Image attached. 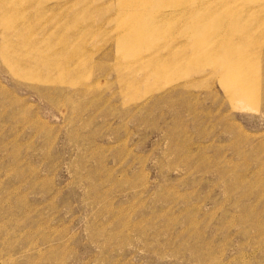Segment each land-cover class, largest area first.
Listing matches in <instances>:
<instances>
[{
  "label": "rangeland",
  "instance_id": "1",
  "mask_svg": "<svg viewBox=\"0 0 264 264\" xmlns=\"http://www.w3.org/2000/svg\"><path fill=\"white\" fill-rule=\"evenodd\" d=\"M9 1L0 264H264V9L233 55L257 92L211 26L123 45L118 3L134 0ZM207 1L214 14L231 2ZM17 50L57 54L25 71Z\"/></svg>",
  "mask_w": 264,
  "mask_h": 264
},
{
  "label": "bare ground",
  "instance_id": "2",
  "mask_svg": "<svg viewBox=\"0 0 264 264\" xmlns=\"http://www.w3.org/2000/svg\"><path fill=\"white\" fill-rule=\"evenodd\" d=\"M236 1L238 0H231V2L227 3L217 14H214L215 11L212 10V6L214 4L208 2L207 0H134L132 2H120L118 3V7L122 8L121 12L129 13L131 15V21L124 23L125 26L121 29L122 32L120 31V36L122 35L121 43L126 45V43L130 41L129 38L134 40L141 36L144 32L154 35L157 32H153V29L159 30L160 27L167 23L176 22V24L180 26L178 27L181 28L183 36L184 29H186V35L189 39L191 36H193L192 34L204 33V31L211 26L217 30V35H212V37H217L219 40L227 42L233 41V43L228 48L226 58L223 60L226 68L228 70H232V72L234 70H240L242 74V80L240 81L242 85L240 86H243L244 89L246 88L248 90H254L258 92V83L257 81L254 82V79L256 80V76H253L255 73L253 75L249 74V68L247 69V67H245V65L242 63L245 58H241L243 59L241 61V59L236 58L233 55H235L237 51L235 45L238 43V41L240 42L241 40H244L246 34L249 35L250 32L249 29L246 33L242 32L241 28L246 25H253L254 21L256 20L254 15L259 10L264 9V0H241V3L238 5L236 4ZM9 2L11 3L9 0H0V8L2 9L3 6H5L7 9H9ZM199 10H202L201 14L199 16L194 15L195 13L199 12ZM190 14H192V16L189 17ZM233 16H235L236 19L234 22H231ZM12 17L14 21L17 19L15 14H13ZM187 17L189 18L185 20ZM142 26H145L146 29H144ZM230 26H232L231 30L228 29ZM200 43L204 44L205 41L202 40ZM35 49H37V47H35ZM38 50H36L37 53ZM126 50L127 51L125 54H128L133 58L134 56L137 57L140 53H142L140 50L132 47H126ZM34 51L33 53L29 51L30 53L28 52V56L30 55L31 57H37L39 53L36 55V52L34 53ZM56 54L50 55L56 56ZM19 55L22 58L24 57L23 59L26 58L21 50H17L15 53L10 54L9 57L11 61H13V58H16V56ZM49 56L45 57L42 54V56H38L39 60L31 59L29 61L27 60L28 58H26L24 64L27 66L23 65L24 70L27 71L29 67L34 68L41 66V64L46 62L50 65V63H52L53 56H51V58H49ZM21 63L23 64V62ZM246 64L248 65V63ZM253 66L254 64L252 63L249 64L248 67L252 69Z\"/></svg>",
  "mask_w": 264,
  "mask_h": 264
}]
</instances>
